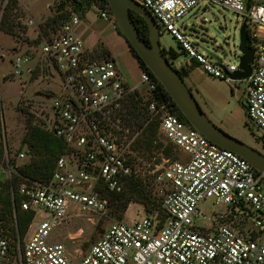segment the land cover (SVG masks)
Segmentation results:
<instances>
[{
  "label": "built area",
  "instance_id": "2783aa9c",
  "mask_svg": "<svg viewBox=\"0 0 264 264\" xmlns=\"http://www.w3.org/2000/svg\"><path fill=\"white\" fill-rule=\"evenodd\" d=\"M132 1L151 15L159 34L173 38L206 75L232 90L246 84V116L264 144V0ZM202 4L221 7L242 19L254 53L247 80L232 78L240 70V57L236 64L213 58L199 41L188 38L184 24L178 25ZM96 11L102 22L116 28L108 10ZM200 21L210 23L206 18ZM81 25L82 19L73 14L33 53L31 49L15 53L12 74H31L35 62L51 83L57 82L56 89L42 98L43 108L31 113L37 120L35 127L53 134L66 149L49 181L22 177L18 168L31 156L27 147L18 156L12 153L0 112V190L2 184L19 178L10 189L14 218L15 198L21 212L34 215L23 237L16 221L8 225L0 219V264H264V176L181 121L170 102L161 99L157 80L140 69V83L132 87L115 59L93 58L79 33ZM130 96L142 100L149 116L145 126L156 122L158 135L181 159H164L146 175L139 173L124 122ZM137 179L154 186L161 217L154 213L133 223L116 222L85 254L77 251L73 256L62 244L50 242L73 207L79 211L77 216L101 215L109 206L103 194H119L126 183ZM207 200L224 211L214 212L207 219L210 223L201 225L206 218L199 206Z\"/></svg>",
  "mask_w": 264,
  "mask_h": 264
},
{
  "label": "rangeland",
  "instance_id": "374dc122",
  "mask_svg": "<svg viewBox=\"0 0 264 264\" xmlns=\"http://www.w3.org/2000/svg\"><path fill=\"white\" fill-rule=\"evenodd\" d=\"M20 1L25 9L17 1L18 11L15 14L16 35L10 36L1 31L0 28V45L5 48L0 52V54L5 55V59L3 58L4 60L0 62V112H3L8 129L9 147L16 156L23 151L18 152L20 141L27 132L28 122L34 127L37 124L36 117L31 112L35 111L38 106L43 108L42 98L47 95V91L56 89L57 82L51 83L48 74L41 73L35 62L31 65V74L25 73V71L21 76L12 74L16 70L13 66L14 53L29 49L33 53L34 48L37 49L43 40L54 34L49 30V35L46 36L42 33V30L45 28L47 21L53 17L49 9L51 10L55 4L62 0ZM8 2L9 0H0L1 21ZM48 3H52L49 9ZM204 6L209 11H204ZM97 14L98 11L93 8L86 15L85 20L87 19V21L82 20V22L89 26L91 31H96L100 25H103L108 33H113L110 25L102 22ZM203 18L208 19L210 23L202 24L200 20ZM29 21H33L32 26L28 25ZM242 23V19L229 10L214 5L202 4L200 9L185 16L178 25L184 24L188 38L199 41L200 46L207 54L236 64L240 57L238 47ZM159 42L162 49H171L180 55L174 63L175 68L184 65L192 66L191 61L182 54L179 45L169 35L161 34ZM113 53L116 63L123 70L127 83L132 87H137L140 83V74L132 66V60L126 50L118 47L114 49ZM33 56L37 58L36 54ZM183 81L201 110L215 126L264 155V146L260 140L261 136L252 127L246 116L245 83L237 84L232 90L225 82L206 75L197 65H193L190 75L184 78ZM46 105H50V103L46 102ZM128 135L130 137L129 131ZM136 138L137 135L130 138V140L134 142ZM155 143L162 144L163 147L153 154L143 152L142 146H138L133 152L136 169L142 175H146L148 170H152L155 165L167 159L163 154V149L168 145L166 141L158 135ZM179 159H181L180 155H178ZM23 162H26L25 159ZM145 188L147 191L154 192V186L151 183L146 184ZM103 195L110 200L107 194L104 193ZM71 210L66 222L54 231L50 242L62 244L73 256L77 251H82L83 254L87 253L99 236L114 223H133L146 215L145 207L133 200L129 203L125 212H117L116 215L112 212L110 204L101 215L82 212L80 216H77L78 209L73 207ZM199 211L206 218L205 221H201V225H208L210 222L207 219H211L212 214L216 211L223 212L224 207H215L213 200H207L199 206Z\"/></svg>",
  "mask_w": 264,
  "mask_h": 264
},
{
  "label": "trees",
  "instance_id": "16d2710c",
  "mask_svg": "<svg viewBox=\"0 0 264 264\" xmlns=\"http://www.w3.org/2000/svg\"><path fill=\"white\" fill-rule=\"evenodd\" d=\"M94 6L98 10H108L111 14L106 0H62L58 4H55L51 10L49 9V11L53 14V17L47 21L42 33L46 36L49 35V30L56 33L73 14L77 15L80 19L85 20L86 15L92 11ZM17 11V1L9 0L5 9V13L3 14V20L1 21L0 28L1 31L10 36L16 35L17 33L15 30V14ZM131 18L140 37L145 41L146 44L149 45V32L145 21L134 12H131ZM116 32L120 37L123 38L117 28ZM123 39L125 40V38ZM127 45L132 58L136 61L139 68L156 81L155 77L147 69L144 62L139 58L135 50L130 47L128 43ZM162 50L164 57L171 64L172 68L177 72V74L182 79L187 78L190 75L193 65L196 64L193 63L192 66L185 65L180 69H176L174 67V63L176 60H178L180 55L171 49ZM92 57L98 60L110 58V53L100 44L92 52ZM157 84L161 99L170 102L172 110L177 115V117L184 123L188 124L172 101L171 97L158 82ZM141 101V99L136 100L134 96H130L126 105L127 112L124 121L125 127L130 133V138H133L135 135H137L135 141L130 145L132 152H134L138 146H142L141 148H143V152L153 154L158 149H162L163 145L155 143L158 136V124L156 122H152L145 126L149 116L147 115L145 108L141 105ZM260 140L263 141L261 138ZM25 147H27V152L28 155L31 156V160L21 168H18L19 175L31 181H49L55 163L66 149L65 144L53 134L47 133L38 127H34L30 122H28L27 132L21 141L18 152L23 150ZM163 154L171 161L178 160V153L170 144H168L167 147L163 149ZM19 182L20 179L15 177L12 183L2 184L0 190V219L8 225L14 224L16 221L20 230V235L23 237L27 233L28 225L33 220L34 215L21 212L18 207V201L15 198L16 219L14 218V207L10 189L11 187L15 188ZM145 186L146 184L141 179L134 181L132 180L126 183L125 188L121 193L107 194L110 198L109 204L112 212L115 215L117 212H125L129 203L133 200L141 203L145 207L146 215L158 213L161 217L162 214L159 209V205L154 201L156 199L155 191H147Z\"/></svg>",
  "mask_w": 264,
  "mask_h": 264
},
{
  "label": "water",
  "instance_id": "95a60500",
  "mask_svg": "<svg viewBox=\"0 0 264 264\" xmlns=\"http://www.w3.org/2000/svg\"><path fill=\"white\" fill-rule=\"evenodd\" d=\"M106 1L117 30L171 97L189 126L216 146L241 157L264 176V155L223 132L201 110L183 79L164 57L159 42V30L151 15L132 0ZM131 12L145 21L149 32V45L140 37L132 21ZM239 35L240 70L232 76L236 81L247 80L251 76L254 62V53L248 47L249 40L244 25L241 26Z\"/></svg>",
  "mask_w": 264,
  "mask_h": 264
},
{
  "label": "crops",
  "instance_id": "0c3cea01",
  "mask_svg": "<svg viewBox=\"0 0 264 264\" xmlns=\"http://www.w3.org/2000/svg\"><path fill=\"white\" fill-rule=\"evenodd\" d=\"M17 1H18L19 5L24 8V6L22 5L21 1L20 0H17ZM51 5H52V3H48V5H47L48 9H49V7ZM28 14H30V13H28ZM85 21H87V19ZM106 24L110 25V27L113 30V33H108L106 27L103 26V25H100L97 28L96 31H91L90 27L82 22V25L80 27L79 33L83 37V40L85 42L86 50L89 51V52H93L96 49V47L99 45V43H100L104 48H106L109 51V53L111 54V58L114 59V56H113L114 49H117L118 47H122V49L124 48L126 50V52L128 53L129 57L131 58L132 66L134 68H136L137 71H139L140 68H139L138 64L136 63V61L132 58V56H131V54L129 52V47H128L126 41L122 37H120L118 35V33L116 32V28L115 27H113L110 23H106ZM95 25H97V24H95ZM0 48H1L0 52L3 49H5V48L1 47V45H0ZM0 57H1L0 62L5 59L4 58L5 55H3V54H0ZM193 63L194 62L191 61L192 65H193ZM181 67H183V66H180V67H178L176 69H180Z\"/></svg>",
  "mask_w": 264,
  "mask_h": 264
},
{
  "label": "flooded vegetation",
  "instance_id": "af4514ba",
  "mask_svg": "<svg viewBox=\"0 0 264 264\" xmlns=\"http://www.w3.org/2000/svg\"><path fill=\"white\" fill-rule=\"evenodd\" d=\"M264 148V147H263Z\"/></svg>",
  "mask_w": 264,
  "mask_h": 264
}]
</instances>
